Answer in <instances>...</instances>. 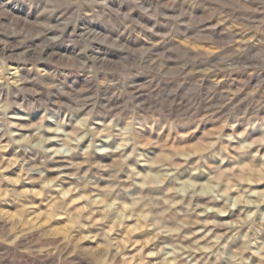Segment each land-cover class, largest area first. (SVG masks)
I'll list each match as a JSON object with an SVG mask.
<instances>
[{
    "label": "rangeland",
    "instance_id": "374dc122",
    "mask_svg": "<svg viewBox=\"0 0 264 264\" xmlns=\"http://www.w3.org/2000/svg\"><path fill=\"white\" fill-rule=\"evenodd\" d=\"M222 254L264 264V0H0V264Z\"/></svg>",
    "mask_w": 264,
    "mask_h": 264
},
{
    "label": "clouds",
    "instance_id": "9594fccd",
    "mask_svg": "<svg viewBox=\"0 0 264 264\" xmlns=\"http://www.w3.org/2000/svg\"><path fill=\"white\" fill-rule=\"evenodd\" d=\"M73 3H95V2H100V0H72ZM185 2H188V0H185ZM137 108H139V106H136ZM76 111H79V109H76ZM158 113V115H157ZM137 113L133 112L132 114V118L129 119L127 121V126L126 128L121 131V130H113L110 126L106 129L104 136L106 139L108 140H113L114 138H118L121 139L122 141H124V143H122L121 147H125L126 145H131L132 146V153H122L124 160H127L131 155L135 154L137 156V160L139 162H143L144 161V156L139 155L138 150L141 149L142 147H144L145 144V140L144 137L142 135V128L141 125L144 123L143 121L137 120L136 119ZM151 119L158 121V122H163L164 120H167L168 123L165 125L166 127H168L170 129V133L171 131H174V125L176 123L175 120L171 119L170 116L167 113L166 108L161 105L160 107L156 108L155 111L152 113ZM136 131V134L133 135L132 132ZM99 135L98 133L95 132L94 129L92 128H84L80 131V136L81 139H83L84 137H92V139H95V136ZM226 139L231 140L233 139V137L229 136L226 137ZM149 143H151L153 146L155 147H167V141H165L162 145L158 144L156 140H152ZM89 147H92V145H90ZM111 151H119V148H113L110 149ZM132 173H135V169L132 170ZM133 181V184L135 183L134 180V176L130 177ZM220 259H223L225 264H232V257L231 255H226V254H222L220 257Z\"/></svg>",
    "mask_w": 264,
    "mask_h": 264
}]
</instances>
